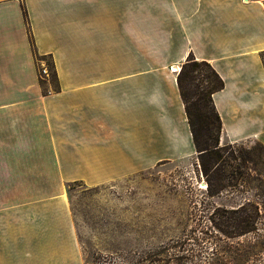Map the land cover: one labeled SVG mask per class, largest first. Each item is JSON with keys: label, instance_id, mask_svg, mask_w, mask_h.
Instances as JSON below:
<instances>
[{"label": "crops", "instance_id": "0c3cea01", "mask_svg": "<svg viewBox=\"0 0 264 264\" xmlns=\"http://www.w3.org/2000/svg\"><path fill=\"white\" fill-rule=\"evenodd\" d=\"M191 54L224 81L221 143L264 145V0H0V264H83L70 184L198 159Z\"/></svg>", "mask_w": 264, "mask_h": 264}, {"label": "rangeland", "instance_id": "374dc122", "mask_svg": "<svg viewBox=\"0 0 264 264\" xmlns=\"http://www.w3.org/2000/svg\"><path fill=\"white\" fill-rule=\"evenodd\" d=\"M36 59L39 77L46 66L50 74L43 78H52L51 59ZM228 144L238 158L232 163L244 174L215 196L208 192L199 158L157 166L110 185L70 184L83 264H264V145L223 143ZM244 203L260 210L257 230L227 238L217 210Z\"/></svg>", "mask_w": 264, "mask_h": 264}, {"label": "trees", "instance_id": "16d2710c", "mask_svg": "<svg viewBox=\"0 0 264 264\" xmlns=\"http://www.w3.org/2000/svg\"><path fill=\"white\" fill-rule=\"evenodd\" d=\"M177 81L201 169L209 180L208 192L211 196L218 195L227 186H234L232 179H242L244 174L240 167L236 168L232 163L238 160L234 148L221 143L223 123L214 105L213 95L224 89V81L210 63L197 61L193 54L183 64ZM226 153L228 156L225 157ZM240 159L244 160V157ZM226 167L232 171L228 173ZM217 211L221 212L222 224L226 228L220 231L230 239L255 232L261 219L259 208L251 203H244L229 211Z\"/></svg>", "mask_w": 264, "mask_h": 264}, {"label": "built area", "instance_id": "2783aa9c", "mask_svg": "<svg viewBox=\"0 0 264 264\" xmlns=\"http://www.w3.org/2000/svg\"><path fill=\"white\" fill-rule=\"evenodd\" d=\"M40 78H43V77H45V76H49V74H50V71H49V69L46 67V66H42V68L40 69ZM205 182V181H204Z\"/></svg>", "mask_w": 264, "mask_h": 264}, {"label": "bare ground", "instance_id": "6f19581e", "mask_svg": "<svg viewBox=\"0 0 264 264\" xmlns=\"http://www.w3.org/2000/svg\"><path fill=\"white\" fill-rule=\"evenodd\" d=\"M176 69L178 70L179 68L177 67Z\"/></svg>", "mask_w": 264, "mask_h": 264}]
</instances>
